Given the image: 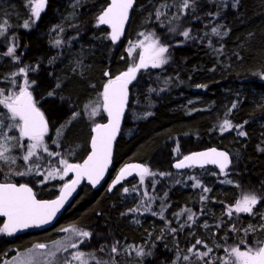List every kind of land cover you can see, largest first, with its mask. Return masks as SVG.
<instances>
[{"label": "trees", "instance_id": "trees-1", "mask_svg": "<svg viewBox=\"0 0 264 264\" xmlns=\"http://www.w3.org/2000/svg\"><path fill=\"white\" fill-rule=\"evenodd\" d=\"M22 2H11L0 10V18L12 23L8 37H13L19 57L10 63L11 58L0 49V89L7 92L12 88L8 77L19 68L34 69L27 75L30 83L35 81L29 90L49 129L64 122L78 107L79 92L66 89L70 81L76 80L78 88H85L79 89L83 92L95 89L92 83L97 82L96 77L99 81L103 72L109 74L106 80L125 70L126 62L121 59L125 53L120 49L132 32H151L159 38L168 47V63L140 70L128 85L127 113L104 184L97 190L82 187L61 217L41 231L30 230L16 237L1 233L0 264L16 251L55 239L69 226L92 233L82 250L94 251L101 260L111 261V245L119 241L117 264H203L188 252L197 239L213 249L205 259L221 264L225 245L231 247L241 239L249 244L264 240V231L247 236L243 232L250 222L259 223V216L253 220L246 214L231 219L226 215V206L233 205L243 192H264V0H239L235 7V0H189L187 9L182 0H137L126 33L114 49L110 40L100 38L104 32L106 36L107 29L97 21L107 0H47L40 19L29 29L14 21L23 13ZM59 26L64 33L51 34V29ZM213 27L221 35L212 33ZM183 31H189V38L180 35ZM16 78L19 82L21 75ZM233 103L237 105L234 109ZM225 119L234 127L221 132ZM239 131L247 135L242 137ZM210 147L230 154L227 176L211 167L172 171L173 161ZM132 162L155 173L145 176L140 188L143 193L117 192L122 186L134 188L135 176L106 191L118 168ZM228 179L234 183L221 182ZM197 183L201 187H195ZM204 187L210 191L204 192ZM40 194L42 199H50L56 192L45 187ZM141 196L155 198L156 215L129 213L130 202ZM182 211L183 215H176ZM254 211L264 212V202ZM161 213L165 219L160 218ZM190 214H194L193 221H187ZM185 222L191 227L181 230ZM233 222L239 232L229 231ZM217 224L221 226L216 228ZM172 228L177 231L170 232ZM129 245L151 254L135 259ZM102 246L103 252L99 250ZM197 248L206 251L200 245ZM185 255L190 257L188 261L183 260Z\"/></svg>", "mask_w": 264, "mask_h": 264}, {"label": "snow or ice", "instance_id": "snow-or-ice-1", "mask_svg": "<svg viewBox=\"0 0 264 264\" xmlns=\"http://www.w3.org/2000/svg\"><path fill=\"white\" fill-rule=\"evenodd\" d=\"M79 0H77V3ZM135 0H110V3L102 10L101 14L97 17L98 25H107L111 29L110 39L113 43L117 42L124 34V25L128 21L129 11L133 8ZM31 4V16L30 20H25L23 27L28 29L31 24L40 19L41 13L45 10L47 0H29ZM239 3V0H235L233 7ZM182 7L187 9L190 7L189 0H182ZM160 15L157 10V16ZM211 15V13H210ZM9 27L7 20L0 22V36L5 35L7 28ZM175 31V29H171ZM212 33L221 35L217 27L211 29ZM144 40L138 44L132 45L129 49V55L135 48H141L142 52L139 54V63H133L125 72L116 76L104 85L102 92L103 98V110L107 113L108 123L96 124L92 128V132L95 133L91 138V153L87 156V159L83 163H69L66 158H61L59 164L61 167L52 168L47 171V175L44 176V181L49 179L63 180L70 172L75 173V178L70 182H65L60 190V195L57 199L51 201L37 200L32 188L27 184H17L11 182L0 183V217H6V222L3 227H0V233L12 236L16 232L30 227H40L45 224H49L60 209L64 206L65 202L75 191L76 186L84 178L88 180L93 186L97 185L104 177L108 165L111 163L112 157V144L115 140L116 134L120 128V121L124 115L125 107L128 103V85L136 79V74L141 69L160 68L164 64L168 63V58L165 53L168 52V47L161 44L159 38H153L154 34L145 35ZM186 39L189 38V31H183L180 33ZM227 35V32L223 33ZM60 40L56 41L59 45ZM15 47H8L3 55L11 57L13 61H19V57L15 55ZM51 62V61H50ZM34 69L25 66L19 68L18 72L11 73L8 79L12 85V88L7 92L0 89V106L6 110V112H0V170L4 165H15L17 160H23L27 168L23 172H15L10 169L9 175H31L33 173L37 175H43L40 171L42 164L44 163V157L40 154L46 153L48 157L59 156L60 153L52 152L49 150L48 145L45 142V136L48 133V122L45 120L44 114L36 105V101L33 99L32 92L29 90L31 83L27 79L29 71ZM21 75L23 84L18 85L15 77ZM105 75H109L107 72ZM264 80V76H261ZM61 85H56L59 88ZM53 92H49L48 95H53ZM236 104H232V108H236ZM88 106L86 105L85 108ZM99 109L94 108L92 115L98 114ZM231 111V109H229ZM80 114L73 113L71 119L66 124L61 125L57 129V137L64 135L65 128L72 123ZM151 115V113H149ZM7 121V123L5 122ZM247 123V122H245ZM234 125L228 119L220 125L221 132L233 129ZM236 128H242L243 125H237ZM16 131L19 135H9L10 132ZM240 136H246L247 133L239 131ZM24 141H28L27 144ZM59 147L58 141H53ZM15 149H20V155H12ZM264 151V149H261ZM186 162L192 164H199L201 167L205 163H212L219 167L220 174L228 175L227 169L230 165V157L226 152L217 151L212 149L210 152L195 153L191 156L184 157V160L175 165L176 168H183L190 166ZM133 171H137L140 176V182H144L146 175H155L150 173L147 167L142 165H128L120 170L119 175L116 177L113 185L119 184L121 179L127 175H131ZM222 183L233 184L230 179L221 181ZM195 187H201L199 183L194 185ZM240 187L239 185H236ZM111 187L109 191H111ZM128 188H124V192L127 193ZM204 192L210 191L209 188L204 187ZM147 195V193H145ZM202 200L207 197L202 196ZM264 202V192L246 191L235 200L231 206H226V215L231 219L234 215L239 217L240 214H246L252 217L253 220L259 216V223H249L247 227L243 229L245 236L256 232L257 230L264 231V212L254 211L258 204ZM138 209H130V212H135ZM185 211L191 212L190 209ZM183 211L177 213V216L183 215ZM156 215V213H153ZM193 215L187 216V221H193ZM161 219H165L163 214H160ZM138 222V221H137ZM191 227L190 224L185 222L181 224V230L185 227ZM208 228L209 225L205 223L203 225ZM221 225L217 224L215 227L219 228ZM60 231L69 233V236L61 239L54 240L51 248L43 243H38L34 246L33 250L29 251V254L24 257H14L12 261L5 262V264H34L35 255H46L49 260L47 264H52V260H55V264H117L115 261V255H119V248L117 245L119 241H116L111 245L110 252L112 254L111 261L98 259L95 252H85L80 250V246L90 240L92 233L87 230L79 229L75 226L65 227ZM177 229L172 228L170 232L175 233ZM229 231L239 232L237 222L229 227ZM197 245L202 246L206 251L201 252ZM243 246V248L241 247ZM131 248L138 257H144L151 253H145L143 248L128 246ZM217 247H222L217 245ZM48 249L46 253H39L35 250ZM70 249H74L68 256L58 257V253L69 252ZM101 252L105 251V247L102 246L99 249ZM213 249L208 247L204 241L197 239L188 252L191 253L196 259L203 261V264H213L209 254ZM224 252L227 254V258L220 257L222 264H264V241H255L253 244L249 243L245 239H241L239 244L231 247H225ZM180 256L176 257L179 260ZM190 257L188 255L183 256V260L188 261ZM175 264V261L173 262Z\"/></svg>", "mask_w": 264, "mask_h": 264}, {"label": "rangeland", "instance_id": "rangeland-1", "mask_svg": "<svg viewBox=\"0 0 264 264\" xmlns=\"http://www.w3.org/2000/svg\"><path fill=\"white\" fill-rule=\"evenodd\" d=\"M14 1H21V0H0V10L6 9L8 7V5ZM22 1H23L22 5H21L22 7L20 9L23 13L18 14L15 17L14 21H15V24L17 23L19 26L23 27L25 20H29L31 23V20H30L31 4L29 3V0H22ZM22 14H24V16H22ZM4 20H7L9 27L7 28L5 35L0 36V49H2L3 52H6L8 47H14L15 41L13 40V37H8V32L12 28L11 27L12 23H11L10 19L5 18L4 16H3V18H0V22H3ZM36 22L37 21H35L34 24H31L30 28H33L35 26ZM53 33H55L56 36H58V35L60 36L61 33H64L63 27L59 26V27L52 28L51 34H53ZM132 33L125 39V41L123 42L121 49H120L122 51V53H125V55L122 56L121 59H122V61L126 62V68L122 72H125L130 66L133 65V63H139V54L142 52V49L141 48H135L132 51L131 55H129L128 49L132 45L138 44L140 41L144 40V36L140 35V33H144L145 35L153 34L151 32H145V31L136 32L133 34ZM100 38L103 40H105V38H107L109 40L108 31L106 32V36H105V32H104V35ZM153 38H156L155 35ZM116 47H117L116 44L112 45L113 49ZM165 56H166V53H165ZM5 57H8V56H5ZM9 58H11V57H9ZM12 62L13 61L11 58L10 63H12ZM147 69H156V68L149 67ZM141 70H146V69H141ZM122 72H119V74L115 75L114 78L116 76L120 75ZM92 78H95V76L93 75ZM23 79L24 78L21 76L20 81L17 82V84L22 85ZM16 81H17V78H16ZM96 81L98 83L97 82L92 83V85L96 87L95 89L90 88V89H92V90H90L89 88H86V90H83V92H81L79 89H85V88L84 87L78 88L77 85L73 81H70L68 83V85L66 86V89H67V91H69V93L74 94L76 92H79V93H77V95H78L77 99L78 100L76 101V102H78V107L76 108V110H74V112H72L67 117L66 120H64V122H62L60 125L55 127L53 130L48 128L49 130H48L47 135L45 136V142L48 145L49 150L52 152L59 153L60 148L68 147L69 152L67 151L66 153H71L72 155H75L76 157L72 156L71 154H67V155L63 154V156L61 155L59 158H57V156L56 157H48L47 154L45 153L47 156L46 157V166L44 168L45 175H47V171L51 170L52 168L61 167V165L59 164V160L61 158H66L68 160V162L71 163V162L76 161V159L80 158L82 155H84L86 153L85 150L88 149V142L90 139L92 128L96 124L100 123L105 117V113H104V110L102 107V104H103L102 92L104 89V85L109 81V79L106 78V80H105V72H103L101 77H100V80L98 81V77H96ZM95 83H97V84L95 85ZM89 85H91V84H89ZM70 87L73 91L71 89L69 90ZM86 105L88 106L87 108H85ZM94 108L99 109L98 114L95 116H93L91 114ZM0 112H6V110L3 109L2 106H0ZM73 113H79L80 115L75 120H73L70 125H68L65 128L64 135L62 137L58 138L56 135L57 129H59L61 127V125L66 124V122L69 119H71ZM138 115H139V112H138ZM135 118H137V117H135ZM5 122L7 123V121H5ZM9 135H17L18 136L19 133L14 130L13 132H10ZM53 141H58L60 146L57 147V144L53 143ZM24 143L27 144L28 141H24ZM66 143H69V145ZM71 149L73 150V152H71ZM132 164L136 165L138 163H135V162L124 163L118 168V170H120L124 166L132 165ZM142 166H144V165H142ZM135 177H137V184L133 185V186H135L134 188L132 186H129V187L122 186L121 189L117 190V192L120 193V191H121L124 194H130V193L134 192V190H136V191L139 190L141 193H143V191H141L140 188L143 189L144 182L143 183L140 182L139 173H137V175ZM65 180H66V177L63 180L49 179L46 181V187H48L54 193L55 192L57 193L59 187L65 182ZM58 181H59V183H57ZM113 188H115V187H113ZM113 188H111V190ZM124 188H128L129 191L127 193H125ZM105 190L109 191V188L107 187ZM154 203H157L154 197H151L150 200H148L146 196H141V198L138 201H135V202L131 201L130 202V208L129 209H138V210L135 212H129V213H132L133 216H136V214H138V213L143 214V215H147L148 213H151L153 215V213H155L154 209H153ZM69 227H71V226H69ZM79 229H82V228H79ZM83 230H85V229H83ZM0 235H1V233H0ZM69 235H70L69 233H64L62 231H59L58 236L55 239H53L51 241L42 242V243L48 245L49 248H51L52 242L54 240L61 239L63 237L69 236ZM36 244H38V243H34V245H32V246H30V247H28L22 251H16L15 254H12L11 256L3 259L1 264H5V262L12 261V259L14 257L27 256L29 254V251L33 250L34 246ZM249 245H251V244H249ZM225 247H229V246L225 245L224 248ZM241 247L243 248V246H241ZM80 250H82V245L80 246ZM35 251L39 252V253H46L48 251V249L35 250ZM72 251H75V250L70 249L69 252L58 253L57 255H58V257L68 256L69 253ZM8 252H10V251H8ZM85 252H87V251H85ZM133 255H134L135 259H141L142 258V257H138L135 253ZM223 257L227 258V254L225 252H224ZM48 260H49V258L46 255H35L34 264H47ZM52 264H55V260H52ZM92 264H95V261H92Z\"/></svg>", "mask_w": 264, "mask_h": 264}, {"label": "water", "instance_id": "water-1", "mask_svg": "<svg viewBox=\"0 0 264 264\" xmlns=\"http://www.w3.org/2000/svg\"><path fill=\"white\" fill-rule=\"evenodd\" d=\"M136 1H137V0H135V2H134V4H133V7H134ZM107 2L110 3V0H107ZM108 3H107V5H108ZM107 5H106V6H107ZM106 6H105V7H106ZM105 7H104V8H105ZM132 9H133V8H132ZM132 9L129 11V18H128V21H127V22L125 23V25H124V34H123V35L120 37V39H119L117 42H115V43H113V42L111 41V39H110L111 29H110L107 25H99V26L104 27V28L107 29V31H108V35H109V40H110L111 43L116 44V43L120 42V41L123 39V37H124V35H125V33H126V30H127V28H128L129 22H130ZM101 12H102V11H101ZM101 12L98 14V16L101 14ZM104 113H105V121L102 122V123H99V124H106V123H108V116H107V113H106L105 111H104ZM126 113H127V105H126V107H125L124 115H123V117L121 118V121H120V128H119V131L117 132L116 137H115V140L113 141V144H112V157H111V163L108 165V168H107L106 172L104 173V177H103V179L106 178V176L108 175L110 169L112 168V165H113V155H114L115 145H116V142H117V140H118V138H119V136H120V134H121V131H122V129H123V125H124V120H125V117H126ZM94 135H95V133L91 132V136H90L89 144H88L89 152H88V154L85 156V158L82 160V162H80V163H83V161H84L85 159H87V156L91 153V138H92V136H94ZM212 149H216L217 151H221V152H226V153H228L226 150H224V149H220V148H216V147H210V148H206V149H203V150H197V151L191 152V153H189V154H187V155H185V156H183V157H181V158H179V159L173 161L172 164H171V169H172V171H174V172H182V171H188V170L193 169V168H208V167H211V168H214V169H216V170H218V171L220 172L219 167H218L217 165H215V164H212V163H205L204 166L201 167L199 164H192L191 162H186V163H188L190 166H186V167H183V168H176V167H175V165H176L177 163L183 161V160H184V157H186V156H191V155H193V154H195V153L210 152ZM228 154H229V153H228ZM229 157H230V161H231V162H230L229 168L227 169V172L229 171V169H230V167H231V164H232V159H231L230 154H229ZM132 165H134V164H132ZM136 165H140V164H136ZM127 166H128V165H127ZM125 167H126V166H124L123 168H125ZM121 169H122V168H121ZM121 169H120V170H121ZM120 170H119L118 173L115 175L114 179L110 182L109 187H111V186L113 185V182L115 181L116 177L119 175ZM137 173H138L137 171H133V172L131 173V175H127V176H125L124 178H122L121 181H120V183H122L124 180L130 179V178L136 176ZM69 176L71 177V179H70V181H71L72 179L75 178V173L70 172V173H69ZM103 179H101L100 182H99L97 185H95V186H93L92 184H90L86 178L82 179V180L80 181V183L76 186L75 191L71 194V196H70V197L68 198V200L65 202L64 206L60 209V211L56 214V216L52 219V221H51L49 224H45V225H42V226H40V227H30V228H27V229H23V230H21V231L16 232L14 235H12V236H10V237H16V236H19V235H23V234L27 233V232L30 231V230L41 231V230H43V229L49 227L50 225H52L53 223H55V222L61 217V215L64 213V211H65V210L71 205V203L73 202L74 198L77 196L79 190L82 188L83 185H86L87 187L91 188L92 190H97V189H99V187L101 186V183H102ZM70 181H69V182H70ZM120 183H119V184H120ZM19 185H20V184H19ZM19 185H17V186H19ZM117 185H118V184H116L115 186H117ZM62 187H63V186H62ZM62 187H61V188H62ZM61 188H60V190H61ZM111 188H113V187H111ZM60 190L58 191V194L56 195V197H54V198H52V199H37V198H36V199H37V200H40V201H51V200H55V199H57V198L59 197V195H60ZM33 193H34V192H33ZM35 197H36V196H35ZM0 219H1V221H2V226H3L4 223L6 222V219H7V218H6V217H0ZM263 241H264V240H263Z\"/></svg>", "mask_w": 264, "mask_h": 264}, {"label": "flooded vegetation", "instance_id": "flooded-vegetation-1", "mask_svg": "<svg viewBox=\"0 0 264 264\" xmlns=\"http://www.w3.org/2000/svg\"><path fill=\"white\" fill-rule=\"evenodd\" d=\"M33 99H34V97H33ZM36 105L38 107V103L37 102H36ZM104 121H105V117H104V119L101 122H104ZM88 144H89V142H88ZM67 151H68V147L67 148H60V150H59L60 155L57 156V158H59L61 155L63 156V154L67 155L68 154V153H66ZM88 152H89V147L86 150L85 155H82L80 158L76 159V161L71 162V163H80V162H82V160L85 158V156L88 154ZM20 154H21V150L20 149H15L13 151V153H12V155H17V156L20 155ZM40 154L44 157V163L42 164L41 169H40V171L43 173V175H37L35 173H33L31 175H24V176L9 175L8 173H9L10 169L15 171V172H23V171L26 170L27 165L24 164V161L23 160H17L15 165H4L3 169L0 170V183H2V182H11V183H14V184H17V185H19V184H27L30 188H32L36 198L37 199H42L40 193H41L42 189H45V187H46V182L44 181V176H45L44 168L46 166V157L47 156H46L45 153H42V152ZM70 179H71V177L68 174V176H66L65 182H69ZM104 182H105V178L103 179V181L101 183V186L104 184ZM57 183H59V181ZM63 184L59 187L58 191L63 186ZM84 186H86V185H83L82 187H84ZM58 191H57V193L55 194L54 197H56V195L58 194ZM54 197H52V198H54ZM52 198H50V199H52Z\"/></svg>", "mask_w": 264, "mask_h": 264}, {"label": "bare ground", "instance_id": "bare-ground-1", "mask_svg": "<svg viewBox=\"0 0 264 264\" xmlns=\"http://www.w3.org/2000/svg\"><path fill=\"white\" fill-rule=\"evenodd\" d=\"M83 102V101H82ZM66 144H68L69 145V143H66ZM72 146V145H71ZM67 148V147H66ZM69 149V148H68ZM86 151V150H85ZM69 152V151H68ZM71 152H73V150L71 149ZM68 154H71V153H68ZM72 155V154H71ZM85 155V154H84ZM72 156H74V157H76L75 155H72ZM78 157V156H77Z\"/></svg>", "mask_w": 264, "mask_h": 264}]
</instances>
